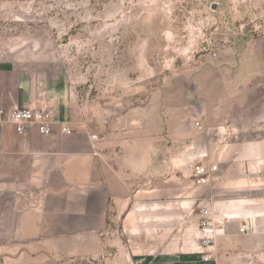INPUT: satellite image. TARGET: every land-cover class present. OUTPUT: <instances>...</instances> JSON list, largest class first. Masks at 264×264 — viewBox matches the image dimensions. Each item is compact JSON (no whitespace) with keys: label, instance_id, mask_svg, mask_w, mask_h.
<instances>
[{"label":"rangeland","instance_id":"374dc122","mask_svg":"<svg viewBox=\"0 0 264 264\" xmlns=\"http://www.w3.org/2000/svg\"><path fill=\"white\" fill-rule=\"evenodd\" d=\"M6 57L38 76L62 77L75 120L94 130L151 104L155 147L166 90L173 87L176 101L174 88L184 85L185 117L201 126L182 142L175 171L138 177L135 219L114 222V252L106 253L116 264H129L130 252L197 254L201 206L252 199L249 211L256 203L264 209V0H0ZM210 66L219 77L206 101L200 73ZM202 163L219 167L208 185L196 186L193 170ZM228 217L227 236L217 239L222 264L257 239L239 234L238 214Z\"/></svg>","mask_w":264,"mask_h":264},{"label":"crops","instance_id":"0c3cea01","mask_svg":"<svg viewBox=\"0 0 264 264\" xmlns=\"http://www.w3.org/2000/svg\"><path fill=\"white\" fill-rule=\"evenodd\" d=\"M21 61L0 58V107L50 108L56 118L49 135L41 134L36 125L18 133L13 124L0 122V264H79L96 259L97 264H116L106 253L114 252V222L123 216L135 219L132 202L138 177L175 171L179 148L195 130V122L185 117L184 85L174 88L176 101L173 87L166 90L158 114L161 136L155 139L162 142L155 147L151 104L119 114L111 123L103 120L94 130L75 120L70 89L62 77L38 76ZM217 73L214 66L200 73L206 83L200 99L211 101L214 94L205 90ZM64 126L71 133L63 132ZM249 202L254 201L232 199L223 203L224 213L216 206L227 216L238 214L240 224L247 222L249 230L239 234L257 235L255 245H246L239 256H226L224 264H264V230L254 224L264 225V209L255 208L256 203L249 211ZM189 253L159 251L138 258L130 252L127 259L129 264H202L198 253ZM219 253L217 246V264H222Z\"/></svg>","mask_w":264,"mask_h":264},{"label":"built area","instance_id":"2783aa9c","mask_svg":"<svg viewBox=\"0 0 264 264\" xmlns=\"http://www.w3.org/2000/svg\"><path fill=\"white\" fill-rule=\"evenodd\" d=\"M56 112L54 109H33L30 107L15 108L6 111L0 107V122H9L15 126L18 133H23L27 126L36 125L41 134H51L52 125L55 122ZM195 125L201 126L199 121ZM63 132L71 133V130L64 126ZM96 138V135H93ZM217 164H198L193 170V183L196 186L208 185L212 175L217 171ZM199 227L201 229V244L197 253L202 264H217V239L225 234L228 227L229 217L222 214L216 206L204 205L200 208ZM240 233L249 230L247 222L238 227Z\"/></svg>","mask_w":264,"mask_h":264},{"label":"bare ground","instance_id":"6f19581e","mask_svg":"<svg viewBox=\"0 0 264 264\" xmlns=\"http://www.w3.org/2000/svg\"><path fill=\"white\" fill-rule=\"evenodd\" d=\"M227 216V215H226ZM228 217V216H227Z\"/></svg>","mask_w":264,"mask_h":264}]
</instances>
